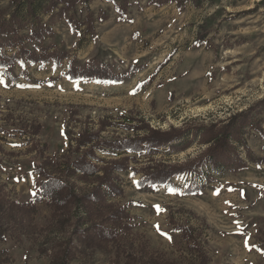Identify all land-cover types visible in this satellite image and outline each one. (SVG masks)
Returning a JSON list of instances; mask_svg holds the SVG:
<instances>
[{
    "label": "rangeland",
    "instance_id": "obj_1",
    "mask_svg": "<svg viewBox=\"0 0 264 264\" xmlns=\"http://www.w3.org/2000/svg\"><path fill=\"white\" fill-rule=\"evenodd\" d=\"M47 1L0 0V20H7L14 8L27 20L30 2L36 11L29 21L44 22L48 15L41 9ZM160 1L163 5L155 7L140 0L128 9L127 20L119 22L111 4L92 0L89 12L96 17L101 11L106 17L95 22L94 35L82 29L72 32L57 21L43 44L68 55L63 66L24 67L32 81L51 83L11 82L0 69V189L10 202L22 205L38 193L42 179L35 166L42 156L54 162L72 156L79 133L96 131L103 121L111 126L100 133L102 139L125 138L142 134L130 129L138 122L160 131L226 123L264 99V0ZM69 14L82 20L86 9L76 7ZM21 32L26 34L27 28ZM70 60L103 63L114 74L130 65L138 69L122 83L69 81L62 74ZM21 69L17 64L13 73ZM243 132L260 164L248 161L242 146L235 144L248 161L245 168L207 167L194 178H174L175 189L164 185L142 190L136 186L139 175L117 173L122 194L109 201L125 206L131 218L121 250L111 246L71 264H126L129 255L136 257L134 264H198V253L188 250L176 225L193 230L207 264H264V109ZM172 145L178 149H161L149 161L139 154L116 157L96 151V156L106 162L134 157L139 167L152 160L181 164L207 147L199 135ZM76 183L79 190L90 187ZM33 224V237L14 233L0 243V254L8 260L3 264H49L47 253L64 240L65 232L49 227L44 201L36 205Z\"/></svg>",
    "mask_w": 264,
    "mask_h": 264
},
{
    "label": "trees",
    "instance_id": "obj_2",
    "mask_svg": "<svg viewBox=\"0 0 264 264\" xmlns=\"http://www.w3.org/2000/svg\"><path fill=\"white\" fill-rule=\"evenodd\" d=\"M92 0H48L43 14L48 15L46 21L37 20L30 22L34 17L33 3H28L26 9L27 20L19 18L15 13L7 20H0V69L2 74L11 82L19 78L32 81L25 66H36L43 70L47 66L58 69L68 59L64 51H58L52 46H44L46 38L53 35V25L57 21H64L72 32L94 35L95 22H104L106 17L101 11L95 17L89 12L88 5ZM113 6L119 22L127 20L128 9L138 4L140 0H105ZM152 5L160 7L163 2L150 0ZM76 7L86 9V15L79 20L73 14ZM35 19V18H32ZM29 21L30 26H27ZM27 28V33L21 32ZM202 44L198 40L197 46ZM10 49L13 52L8 55ZM22 69L18 75L13 73L15 65ZM138 68L133 65L121 74H114L106 64L82 65L75 60L67 62L66 70L62 74L69 81H99L108 83H122L136 73ZM51 80L32 81L42 85L51 83ZM264 109V99L246 111L230 116L226 123L221 121L199 125L189 128H171L168 131L150 129L143 122L134 126V131L142 134H134L131 137H112L109 140L101 138L100 133L111 125L106 121L100 123L98 130H85L79 133L75 139V147L71 155L64 156L54 162L48 157L42 156L40 163L35 166V172L42 179L39 183V191L30 202L17 204L10 202L0 189V243L17 234L19 237H33L37 229L33 224L36 213V205L45 202L50 211V228L57 227L64 231L65 238L54 245L47 257L49 264H71L79 258L86 257L97 250L105 251L114 247L120 251L124 243L125 235L130 232L131 218L125 206L111 203L109 198L122 194L118 185L117 173L131 171V175L138 176L136 186L142 190H150L154 186L172 185V180L181 176H198L202 171L210 167L211 170H241L247 166L248 161L260 164L262 159L255 160L250 154L244 139L243 128L250 122L252 116ZM38 133V128L34 135ZM199 135L203 144L207 147L197 156L181 164H163L160 162L149 163L139 167V160L134 157L120 158L108 162L98 158L96 151L105 152L111 156L125 154H139L147 161L161 149H173L172 144L190 136ZM235 144H240L246 152L245 161ZM70 149V147H69ZM137 167H131L129 163ZM76 181L90 185L79 190ZM171 222V221H170ZM173 223V222H171ZM180 231L182 240L189 251L198 253V264H207L208 259L203 254L200 244L193 230L187 226H175ZM9 233V234H8ZM119 254V252H118ZM5 253L0 254V264L7 262ZM136 257L129 255L126 264H134ZM158 264V263H157ZM165 264H170L166 263Z\"/></svg>",
    "mask_w": 264,
    "mask_h": 264
}]
</instances>
